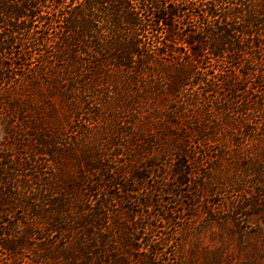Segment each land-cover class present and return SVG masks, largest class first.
I'll list each match as a JSON object with an SVG mask.
<instances>
[{"label":"trees","instance_id":"trees-1","mask_svg":"<svg viewBox=\"0 0 264 264\" xmlns=\"http://www.w3.org/2000/svg\"><path fill=\"white\" fill-rule=\"evenodd\" d=\"M239 94L262 109L264 0H0V264H203L136 210L162 189L137 196L171 157L213 193L203 105Z\"/></svg>","mask_w":264,"mask_h":264},{"label":"rangeland","instance_id":"rangeland-1","mask_svg":"<svg viewBox=\"0 0 264 264\" xmlns=\"http://www.w3.org/2000/svg\"><path fill=\"white\" fill-rule=\"evenodd\" d=\"M244 97L239 94L232 109L226 113L215 112L212 101L203 105L207 115L208 112L215 114L207 118L210 122L203 119V124L217 133L215 140L203 142V150L211 155V159L218 156L220 160L204 161L203 179L196 181L205 182L212 176L218 178L214 181L217 187L213 193L194 187L177 188L171 157L157 163L147 187L137 196L144 199L152 185L162 189L160 204L142 210L137 206L136 210L143 211V218L148 222L157 223L156 241L159 242L162 235L171 237L168 245L171 259L183 257L203 264H264V217L250 207H245L239 214L234 211L245 201H264L259 194L264 189V104L257 111L247 100L248 96ZM107 131L95 130L96 134L103 133L98 137L100 145L106 142L110 145V136L105 135ZM191 145L197 144L192 141ZM196 152L199 153L196 156L201 154L199 147ZM160 169L168 171L162 175ZM179 192L183 195H178ZM165 215L173 221H166Z\"/></svg>","mask_w":264,"mask_h":264}]
</instances>
